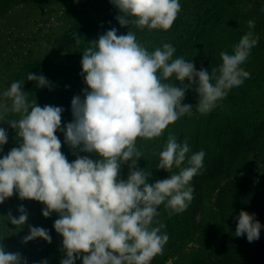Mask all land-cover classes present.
<instances>
[{
    "label": "clouds",
    "instance_id": "clouds-1",
    "mask_svg": "<svg viewBox=\"0 0 264 264\" xmlns=\"http://www.w3.org/2000/svg\"><path fill=\"white\" fill-rule=\"evenodd\" d=\"M110 2L120 13L116 19L122 27L132 25L140 30L168 31L181 11L180 0ZM248 27L254 28V21H248ZM258 39L251 31L243 35L233 54L220 52L222 64L210 73L204 68L197 71L182 56L174 59L176 49L170 43L149 52L135 32L117 35L112 28L82 53L81 75L90 91H84L83 100L80 96L72 99L74 119L63 128V108L30 102L29 94L22 91L24 81L12 82L0 94V121L9 113L19 116L7 123L17 131L20 143L0 158V204L18 194L20 200L42 203L46 218L58 213L54 229L63 237L66 252L60 264H75L80 258L82 264H151L169 240L161 231L165 226L156 219L158 208L163 204L172 215L189 207L195 191L191 181L203 168L205 152L192 154L188 166L182 167L189 144L169 133L157 168L171 172L175 167L179 172L149 183L151 172L137 167L144 156L137 140L159 138L169 125L192 115L193 107L182 101L193 85L199 96L196 110L201 114L212 111L228 90L250 78L241 65ZM173 77L180 87L167 82ZM27 80L41 88L49 86L43 75L28 73ZM57 131L64 133V142L72 149L95 153L99 159L78 155L69 162ZM7 142L8 133L0 128V151ZM129 161L128 177L120 179L121 166ZM18 211V217L11 212L7 215L17 227L28 219L22 205ZM236 219V236L246 234L249 242L259 239L262 225L255 214L242 210ZM36 238L51 243L48 231L41 227H31L24 242ZM21 262L19 253L0 245V264Z\"/></svg>",
    "mask_w": 264,
    "mask_h": 264
},
{
    "label": "rangeland",
    "instance_id": "rangeland-1",
    "mask_svg": "<svg viewBox=\"0 0 264 264\" xmlns=\"http://www.w3.org/2000/svg\"><path fill=\"white\" fill-rule=\"evenodd\" d=\"M247 4H236L232 8ZM252 6L251 15L234 18L240 28L230 26L228 21L232 17H226L192 52L178 51V57L193 62L197 71L204 68L211 73L212 69H218L222 64L220 52L233 54L234 46L249 31L262 38L264 43V0H255ZM259 12H262L260 18L255 15ZM118 15V9L110 0H17L8 11L0 14V94L12 82L24 81L22 91L29 94L30 102L36 100L41 107L51 105L63 108L62 128L72 122L71 101L75 96L83 100L87 89L81 75V60L90 42L115 28L117 35L135 32L137 40L149 52L164 43L172 44V27L168 31L140 30L132 25L122 27L116 19ZM250 20L255 23L252 29L248 27ZM75 34L79 36V44ZM241 67L250 78L245 79L241 86L228 90L212 111L201 114L196 110L199 96L195 90L197 86L193 85L182 101V104L193 107L192 115H185L169 125L159 138L137 140V147L144 151L137 167L151 172L149 183L179 172L175 167L171 172L157 168L159 152L163 150L169 133L174 134L178 142L187 140L189 144L190 152L182 167L188 166L187 159L192 154L200 150L205 152L203 168L191 181L195 191L189 207L172 215L163 204L158 208L156 219L165 226L161 231L167 233L169 240L151 264H197L219 255L230 233L229 222L223 219L218 207L221 190L236 178L264 175V164L256 158L264 143V46L258 43ZM28 73L43 75L49 86L41 88L37 82L28 81ZM167 82L181 86L175 77ZM11 119H19V116L9 113L5 121H0V128L8 133V142L2 146L0 158L13 147H19L17 131L7 123ZM55 134L69 162H73L78 155L88 156L94 161L99 159L95 153L72 149L64 142L62 131ZM130 163L121 166L120 179H127ZM21 205L28 219L23 226L17 227L8 221L7 215L11 212L13 217H18ZM44 207L38 201L20 200L18 194L0 204V245L8 252L19 253L21 264L24 261L41 264L44 260L47 264H60L66 258L63 237L54 229L59 214L53 212L46 218L42 215ZM31 227L46 229L51 243L41 238L25 243L24 237L29 235ZM75 264H82V258L77 259Z\"/></svg>",
    "mask_w": 264,
    "mask_h": 264
},
{
    "label": "trees",
    "instance_id": "trees-1",
    "mask_svg": "<svg viewBox=\"0 0 264 264\" xmlns=\"http://www.w3.org/2000/svg\"><path fill=\"white\" fill-rule=\"evenodd\" d=\"M16 1L0 0V14L8 11ZM244 2L248 4L232 8L233 5ZM254 2L255 0H180L181 11L172 25V46L176 49L173 58L179 56L178 51L186 54L192 52L226 17H232L228 21L230 26L237 25L240 28L234 18L251 15ZM261 13L255 14L256 17L260 18ZM258 43L264 46L262 38L258 39ZM256 158L264 164V143ZM218 207L223 219L229 222L230 233L219 255L197 264H264V175L258 178L243 176L227 183L219 194ZM242 210L255 214V220L262 225L258 240L249 242L246 234L235 235L238 223L236 218Z\"/></svg>",
    "mask_w": 264,
    "mask_h": 264
}]
</instances>
